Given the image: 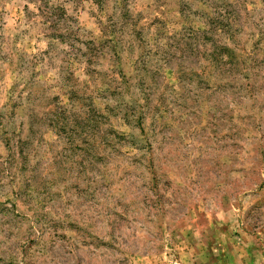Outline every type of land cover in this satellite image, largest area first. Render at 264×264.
Returning a JSON list of instances; mask_svg holds the SVG:
<instances>
[{"label":"rangeland","instance_id":"1","mask_svg":"<svg viewBox=\"0 0 264 264\" xmlns=\"http://www.w3.org/2000/svg\"><path fill=\"white\" fill-rule=\"evenodd\" d=\"M0 264H264V0H0Z\"/></svg>","mask_w":264,"mask_h":264},{"label":"trees","instance_id":"2","mask_svg":"<svg viewBox=\"0 0 264 264\" xmlns=\"http://www.w3.org/2000/svg\"><path fill=\"white\" fill-rule=\"evenodd\" d=\"M211 59L216 61L217 64L214 63V67L220 69L223 72L228 71L230 68L229 65H231V67H234V65L239 63V55L233 50V48H230L228 46H223V45H216L215 48L211 51ZM246 69V68H245ZM233 88H235L234 86H232ZM244 87L246 88L247 92L250 93V95L252 96L254 90H255V86H251V83H246L244 85ZM237 88H241V86L239 84H237ZM137 124L143 128V120L141 117L137 118Z\"/></svg>","mask_w":264,"mask_h":264}]
</instances>
